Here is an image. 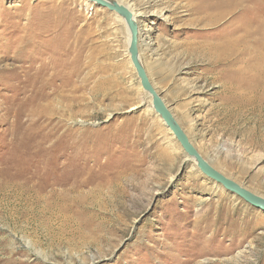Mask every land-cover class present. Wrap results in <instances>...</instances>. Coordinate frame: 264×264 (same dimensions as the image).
<instances>
[{
	"label": "rangeland",
	"instance_id": "rangeland-1",
	"mask_svg": "<svg viewBox=\"0 0 264 264\" xmlns=\"http://www.w3.org/2000/svg\"><path fill=\"white\" fill-rule=\"evenodd\" d=\"M119 1L191 142L264 197V0ZM128 40L89 0H0V264H264V210L188 156Z\"/></svg>",
	"mask_w": 264,
	"mask_h": 264
},
{
	"label": "water",
	"instance_id": "water-1",
	"mask_svg": "<svg viewBox=\"0 0 264 264\" xmlns=\"http://www.w3.org/2000/svg\"><path fill=\"white\" fill-rule=\"evenodd\" d=\"M89 1L97 4L102 8H106L110 11L116 12L125 21L130 36L128 42V53L130 56L131 63L138 74L142 88L150 95L154 110L164 120L167 127L171 130L173 135L180 142L184 151L188 154L189 157H191L195 161L201 172L204 175H206L208 178L223 185L228 191L236 194L237 196L244 199L249 204L264 210V197L255 194L254 192L248 190L247 188L240 185L236 181L225 176L223 173L215 169L200 154V152L191 142L190 138L188 137L182 126L179 124V122L173 115V113L170 111L169 107L165 103L162 96L154 88L140 57V51H139L140 28L134 16V12L131 10V8L119 0H89Z\"/></svg>",
	"mask_w": 264,
	"mask_h": 264
},
{
	"label": "bare ground",
	"instance_id": "bare-ground-1",
	"mask_svg": "<svg viewBox=\"0 0 264 264\" xmlns=\"http://www.w3.org/2000/svg\"><path fill=\"white\" fill-rule=\"evenodd\" d=\"M129 6V5H128ZM130 7V6H129ZM131 8V7H130ZM134 12V11H133ZM134 16H135V18H136V20H137V22H139V20H138V17L140 16L139 14H137V13H135L134 12ZM123 20V19H122ZM124 21V20H123ZM125 22V21H124ZM141 22V21H140ZM126 24V23H125ZM127 30H128V28H127ZM130 38V36H129V32H128V39ZM248 38V37H247ZM128 42H129V40H128ZM232 42V41H231ZM231 45V44H230ZM229 45V46H230ZM24 62V61H23ZM32 64V63H31ZM23 69V68H25V66H23V65H19L18 67H17V69ZM29 69H30V67H29ZM22 71V70H21ZM24 72V76L26 77L27 75H28V70H25V71H23ZM35 72V71H34ZM19 76V75H18ZM19 78V77H18ZM41 98H43V96L41 97ZM152 100V99H151ZM55 194V193H54ZM51 200V199H50Z\"/></svg>",
	"mask_w": 264,
	"mask_h": 264
}]
</instances>
